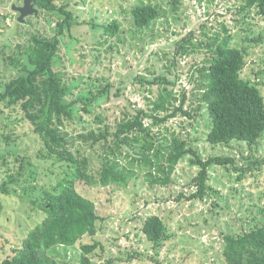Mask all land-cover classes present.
<instances>
[{"label":"rangeland","instance_id":"rangeland-1","mask_svg":"<svg viewBox=\"0 0 264 264\" xmlns=\"http://www.w3.org/2000/svg\"><path fill=\"white\" fill-rule=\"evenodd\" d=\"M139 2L150 3L166 12L164 18L141 33L135 32L130 15L132 7ZM22 3L21 0H0L1 18L8 15L5 20L1 19V24L7 29L0 27V48L5 45L7 56L12 53L19 55L16 46L25 45L29 32L48 37L54 35L55 18L46 14L30 16L22 27L18 25L15 22L17 14L10 8L13 4L22 6ZM56 3L60 6L66 4L76 21L71 29L64 31L54 62V70L64 77L68 88L67 101L89 97L109 86L108 92L89 107L90 113L81 110L80 102L75 103L73 109L77 117L68 125L72 135L90 130L97 132L104 126L113 129L115 120L126 110L132 113L137 109L149 111L150 103L159 97V88L167 85L156 83L151 86L145 80L165 78L169 82H177L176 90L181 91L182 86L190 91L186 110L195 108L191 96L195 84L188 81L190 69L207 58L208 53L197 51L172 65L175 43L189 32H193L196 42L200 38L205 40L201 36L204 31L211 36L210 29L221 32L226 26L233 35L231 46L246 47L250 54L242 78L258 80L259 90L264 96V18L254 12L239 14L237 0H182L176 14L169 12V0H56ZM114 21L121 26L120 34L110 38L104 34L103 26ZM247 39L257 40V43H250ZM16 74V70L6 66L0 54V81ZM78 116L83 120L79 121ZM11 117L9 125L0 122L1 132L11 133L16 139L13 146L20 156L24 154L32 158L42 147L40 142L31 125L20 114L15 113ZM96 117L103 123L100 124ZM146 124L150 125L151 121L146 120ZM209 126L204 104L195 119L178 115L160 126H153L152 132L158 137L156 146L164 138L169 139L170 132L179 134L204 160L210 156H227L244 165L243 156L252 160L264 158V135L257 147L249 148L247 144L238 142L215 146L206 141ZM78 149L88 156L91 173L96 177L101 167L102 150L76 143L73 151ZM189 160L186 157L177 165L168 185L150 184L141 172H137L124 189L88 187L79 183L78 192L95 204L99 215L97 233L94 237H83L73 248H57V263L78 264L81 245L98 242L100 246L92 258L94 264H106L111 258L114 259L113 264H154L149 259L153 255L151 244L142 235L141 226L147 216L157 215L167 224L170 234V239L156 256L160 264H225L224 236L247 232L261 219L264 166L245 178H239L240 173L231 166H212L209 169V190L200 201L188 199L195 190L190 187L191 179L198 172L197 167L190 166ZM60 170L55 169L53 174L50 169L45 177L41 167L34 185L53 184L56 177L61 176ZM21 193L18 190L15 195L2 199L5 208L0 216V242L6 241L7 244L5 250H0V260L9 255L12 248L20 246L27 227L38 220L29 205L19 197ZM127 253H140L141 256L130 262L119 260Z\"/></svg>","mask_w":264,"mask_h":264},{"label":"trees","instance_id":"trees-1","mask_svg":"<svg viewBox=\"0 0 264 264\" xmlns=\"http://www.w3.org/2000/svg\"><path fill=\"white\" fill-rule=\"evenodd\" d=\"M237 1L239 14L254 12L264 18V0ZM169 2V12L178 13L182 0ZM33 6L38 10L39 17L46 14L55 18L54 35L48 37L29 32L25 45L16 46L19 55L12 53L7 56L5 45L0 48L6 66L17 72L10 79L0 81V122L9 125L12 123L11 115L20 114L31 125L42 147L32 158L24 154L20 156L13 146L16 139L11 133L1 132L0 127V216L5 208L3 197L15 195L21 190L19 197L29 205L38 220L27 227L20 246L12 248L11 253L0 260V264H58L55 260L57 248L67 250L75 247L83 237L96 235L99 215L95 204L78 192L79 183L88 187L115 186L124 189L136 173L141 172L150 184L168 185L177 165L189 157L190 166L197 167L198 172L191 179L190 187L195 190L188 199L201 201L209 190V169L212 166H231L240 173L239 178H245L264 166V158L252 160L243 156L244 165L227 156H210L204 160L188 146L186 139L175 132H170L169 139L164 138L156 146L158 137L152 132L153 126H160L178 115L195 119L205 104L210 120L206 135L209 144L228 146L238 142L247 144L249 148L258 146L264 135V96L259 90L258 80L242 78L250 54L246 47L231 46L233 35L226 26L222 27L221 32L210 29L211 36L204 31L201 36L206 41L198 38L195 42L193 32H189L175 43L172 65L197 51L208 53L207 58L190 69L188 81L192 80L195 84L191 92L195 108L186 110L190 91L182 86L181 91L176 90L177 82H169L165 78L145 80L151 86L157 83L170 87L159 88V97L150 103L149 111L137 109L132 113L126 110L115 120L113 129L104 126L97 132L90 130L72 135L68 125L77 117L73 109L75 103L80 102L83 106L81 110L88 114L89 107L108 92L109 86L89 97L67 101L68 88L64 77L54 70V62L64 31L76 24L74 15L66 4L60 6L56 0H35ZM130 15L135 32L141 33L164 18L166 12L150 3L139 2L132 7ZM6 18L8 15L2 18L0 15V27L4 30L7 26L2 25L1 21ZM15 22L21 27L24 23L17 19ZM103 27L104 34L110 38L120 34L121 26L117 21ZM247 41L257 43L254 39ZM78 117L79 121L83 120L81 116ZM96 120L103 123L99 117ZM146 120H150L151 124L147 125ZM76 143L102 150L101 167L96 177L91 173L88 156L79 149L73 151ZM41 167L45 177L48 176L47 171L52 169L53 172L57 168L61 169L58 172L61 176L56 177L53 184L34 185ZM260 215L259 223L249 231L224 236L225 264H264V208L260 210ZM141 233L153 250L149 259L154 264H160L156 256L170 239L167 224L159 216L149 215L143 220ZM6 244V241L0 242V250H5ZM99 246L98 242L81 245L78 264H94L93 253ZM140 256V253H127L125 258L116 260L130 262ZM113 262L111 258L106 264Z\"/></svg>","mask_w":264,"mask_h":264},{"label":"water","instance_id":"water-1","mask_svg":"<svg viewBox=\"0 0 264 264\" xmlns=\"http://www.w3.org/2000/svg\"><path fill=\"white\" fill-rule=\"evenodd\" d=\"M35 0H23L22 6L12 5V10L18 13V22L23 23L24 19L28 16L37 15L38 10L33 6Z\"/></svg>","mask_w":264,"mask_h":264},{"label":"flooded vegetation","instance_id":"flooded-vegetation-1","mask_svg":"<svg viewBox=\"0 0 264 264\" xmlns=\"http://www.w3.org/2000/svg\"><path fill=\"white\" fill-rule=\"evenodd\" d=\"M18 15V14H17Z\"/></svg>","mask_w":264,"mask_h":264}]
</instances>
